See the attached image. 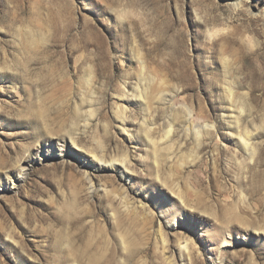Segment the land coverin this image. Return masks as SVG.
Returning a JSON list of instances; mask_svg holds the SVG:
<instances>
[{
  "label": "rangeland",
  "instance_id": "rangeland-1",
  "mask_svg": "<svg viewBox=\"0 0 264 264\" xmlns=\"http://www.w3.org/2000/svg\"><path fill=\"white\" fill-rule=\"evenodd\" d=\"M0 264H264V0H0Z\"/></svg>",
  "mask_w": 264,
  "mask_h": 264
},
{
  "label": "bare ground",
  "instance_id": "bare-ground-1",
  "mask_svg": "<svg viewBox=\"0 0 264 264\" xmlns=\"http://www.w3.org/2000/svg\"><path fill=\"white\" fill-rule=\"evenodd\" d=\"M186 109H187L188 113L191 114V111L189 110V108H186ZM122 110H123L122 114L124 115V109H122ZM122 121H124V119H122ZM211 127H212V125L205 124V126L203 128H211ZM169 134H170V131L167 132V135L168 136H169ZM245 139H248V136H245ZM241 140L243 141V144L245 146L248 145V143L244 139H241ZM72 144H75V142L72 141ZM92 161L93 162H96L98 164L103 163V162L104 163H110V166H112L114 168H116L115 165H114V162H117L118 161L120 163L121 167H122V170H120V172L122 174H127L131 170V163L128 160L127 153H124L119 159H114V160L113 159H110L108 161H106V159L104 158L103 155L101 157H98L95 153H93L92 154ZM93 167L97 169V168H100L101 166L98 167L97 165H95ZM87 178H88V176H87ZM88 180L90 181V179H88Z\"/></svg>",
  "mask_w": 264,
  "mask_h": 264
}]
</instances>
